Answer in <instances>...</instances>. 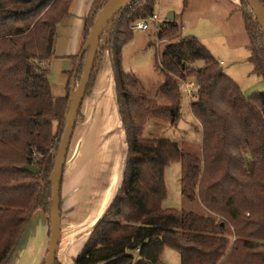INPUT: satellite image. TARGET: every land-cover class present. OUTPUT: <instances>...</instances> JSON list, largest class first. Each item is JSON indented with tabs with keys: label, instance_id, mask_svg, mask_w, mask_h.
<instances>
[{
	"label": "trees",
	"instance_id": "16d2710c",
	"mask_svg": "<svg viewBox=\"0 0 264 264\" xmlns=\"http://www.w3.org/2000/svg\"><path fill=\"white\" fill-rule=\"evenodd\" d=\"M73 1L0 0V264L10 261L35 211L50 218L48 178L61 140L54 126L60 123L64 131L79 53L69 56L66 95H54L47 62ZM107 1L93 0L82 47ZM156 1L131 0L112 16L101 39L85 96L107 50L127 153L121 185L74 264H165V247L178 250L182 264H264V92L245 96L199 40L180 34L175 20L156 23L157 39L171 41L157 61L164 73L159 92L167 102L142 91L140 80L123 69L122 50L133 37L132 25L153 15ZM243 2L250 61L264 78V32ZM198 60L203 66L195 68ZM191 74L198 86L191 107L202 128V157L169 138L143 134L151 119L177 124L182 80ZM81 117L80 110L77 123ZM175 160L181 162L183 195L199 196L209 215L164 207L165 168ZM27 164L39 173L21 168Z\"/></svg>",
	"mask_w": 264,
	"mask_h": 264
},
{
	"label": "rangeland",
	"instance_id": "374dc122",
	"mask_svg": "<svg viewBox=\"0 0 264 264\" xmlns=\"http://www.w3.org/2000/svg\"><path fill=\"white\" fill-rule=\"evenodd\" d=\"M242 6L248 8L243 0H157L154 14L158 17L156 23L162 24L172 13L179 25L180 34L183 37L194 36L199 40L220 63L224 72L240 86L244 95L252 97L264 92V78L254 71L250 61V51L247 47L249 39ZM77 17L81 16L76 14ZM71 23V16L67 15L58 24L53 56L47 62L55 96L68 94L66 74L73 68V64L70 57H66L65 54L70 45L71 34L74 33L76 36L77 33V28L74 25L71 27ZM156 23L150 24L148 30L134 28L132 39L122 50V66L125 71L140 80L142 91L157 98L160 103H166L165 97L159 92V84L164 80V73L157 61L165 46L171 41L157 39ZM202 66V60L194 63L195 68ZM190 82L192 85L189 92L187 84ZM197 87L193 74L182 80V116L177 124L171 125L163 120L151 119L146 122L143 134L148 137L169 138L177 142L181 149L202 157V128L191 107L192 101L196 100ZM114 107L115 110L110 103L103 106V113L110 129H115L119 115L116 104ZM54 131H57L61 139L63 130L61 131L60 123H55ZM118 135L120 136V132ZM114 157L118 161V157L116 155ZM180 177L181 162L175 160L165 168L167 195L163 200L164 207L209 215L211 211L202 203L199 196L190 199L183 195ZM69 258L68 256L66 260L69 261ZM161 258L165 264H182L179 251L170 247L164 248Z\"/></svg>",
	"mask_w": 264,
	"mask_h": 264
},
{
	"label": "crops",
	"instance_id": "0c3cea01",
	"mask_svg": "<svg viewBox=\"0 0 264 264\" xmlns=\"http://www.w3.org/2000/svg\"><path fill=\"white\" fill-rule=\"evenodd\" d=\"M92 3L93 0L73 1L68 15L72 19L71 27L74 25L77 33L76 36L71 34L66 57L78 54L82 47L84 19ZM75 13L81 17L76 18ZM96 73L93 86L83 100L82 117L76 124L65 163L61 189V238L55 264H74L123 179L127 142L107 50ZM108 102L114 110V105L117 106L119 115L115 129H110L103 113V106ZM49 219L41 210L34 212L8 264H45L50 240ZM68 256L69 261L66 260Z\"/></svg>",
	"mask_w": 264,
	"mask_h": 264
},
{
	"label": "water",
	"instance_id": "95a60500",
	"mask_svg": "<svg viewBox=\"0 0 264 264\" xmlns=\"http://www.w3.org/2000/svg\"><path fill=\"white\" fill-rule=\"evenodd\" d=\"M119 0H108L102 9L97 14L94 21L93 28L89 33L86 42L84 43L81 51L79 52L77 67L74 71L71 86L69 100L65 111V127L60 140V144L57 149L53 169L48 178V183L51 184L52 196H51V219H50V240L48 252L45 260V264H55L57 258V252L59 248V242L61 238V189L65 163L67 160L68 151L71 145V141L74 135L75 127L77 124V118L82 107L83 100L85 98L86 89L89 84L91 74L94 70L96 58L99 52L101 39L103 38L105 29L118 9L127 5L128 3L117 7L115 4ZM253 10L263 32H264V4L260 0H246ZM167 20H174V15L171 13L167 16ZM87 54L84 70L79 82H77V70L83 57ZM175 146H178L177 142H174ZM34 175L39 173V168L34 164H27L21 167Z\"/></svg>",
	"mask_w": 264,
	"mask_h": 264
},
{
	"label": "built area",
	"instance_id": "2783aa9c",
	"mask_svg": "<svg viewBox=\"0 0 264 264\" xmlns=\"http://www.w3.org/2000/svg\"><path fill=\"white\" fill-rule=\"evenodd\" d=\"M157 15L153 14L150 17H148L147 19L141 20L136 22L134 25H132V28H139V29H143V30H148L150 27V24L156 23L157 22ZM191 82L187 84V88L188 91L190 92V87H191Z\"/></svg>",
	"mask_w": 264,
	"mask_h": 264
},
{
	"label": "bare ground",
	"instance_id": "6f19581e",
	"mask_svg": "<svg viewBox=\"0 0 264 264\" xmlns=\"http://www.w3.org/2000/svg\"><path fill=\"white\" fill-rule=\"evenodd\" d=\"M130 0H119L116 4H115V9L117 8V7H119V6H122V5H124V4H126V3H128Z\"/></svg>",
	"mask_w": 264,
	"mask_h": 264
}]
</instances>
